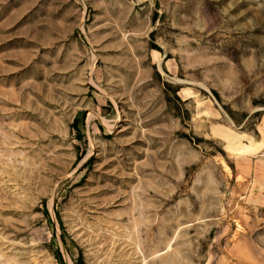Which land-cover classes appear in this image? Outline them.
Instances as JSON below:
<instances>
[{
	"label": "rangeland",
	"instance_id": "374dc122",
	"mask_svg": "<svg viewBox=\"0 0 264 264\" xmlns=\"http://www.w3.org/2000/svg\"><path fill=\"white\" fill-rule=\"evenodd\" d=\"M0 264H264V0H0Z\"/></svg>",
	"mask_w": 264,
	"mask_h": 264
}]
</instances>
